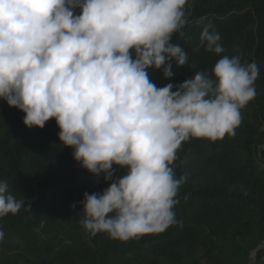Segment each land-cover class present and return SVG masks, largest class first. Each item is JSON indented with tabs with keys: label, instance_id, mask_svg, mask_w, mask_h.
I'll return each mask as SVG.
<instances>
[{
	"label": "clouds",
	"instance_id": "obj_1",
	"mask_svg": "<svg viewBox=\"0 0 264 264\" xmlns=\"http://www.w3.org/2000/svg\"><path fill=\"white\" fill-rule=\"evenodd\" d=\"M189 0H0V99L24 113L27 128L50 119L73 159L109 186L85 192L80 221L90 235L127 241L176 223L186 177L174 161L190 138L234 135L256 96V62L223 55L211 77L196 72L158 88L149 69L173 76L189 55L169 43L188 24ZM79 9L78 15L74 14ZM204 18L196 21L203 23ZM224 53L206 24L193 51ZM175 89V90H173ZM126 172L114 178L116 169ZM0 181V218L26 206ZM4 232L0 230V239Z\"/></svg>",
	"mask_w": 264,
	"mask_h": 264
},
{
	"label": "trees",
	"instance_id": "obj_2",
	"mask_svg": "<svg viewBox=\"0 0 264 264\" xmlns=\"http://www.w3.org/2000/svg\"><path fill=\"white\" fill-rule=\"evenodd\" d=\"M186 8L183 35L173 34L169 43L179 45L189 63L177 67L171 61L168 79L161 69H149L158 88L179 85L196 72L211 77L223 55L256 62L260 74L256 96L241 110L234 135L190 138L177 151L172 167L186 181L174 207L176 223L127 241L90 235L80 223L83 194L101 193L111 181L73 159V149L58 139L54 118L42 129L27 128L24 113L5 102L0 181L7 182V194L23 197L30 211L22 207L0 218V264H247L264 243V0H189ZM200 18L203 23L197 24ZM208 23L221 36L225 51L219 56L203 47L193 51ZM113 168L114 178L126 172ZM253 264H264V249Z\"/></svg>",
	"mask_w": 264,
	"mask_h": 264
},
{
	"label": "water",
	"instance_id": "obj_3",
	"mask_svg": "<svg viewBox=\"0 0 264 264\" xmlns=\"http://www.w3.org/2000/svg\"><path fill=\"white\" fill-rule=\"evenodd\" d=\"M260 249H264V243H261L259 246H257L250 254L249 259H248V263L247 264H253L254 262V258L256 255V252Z\"/></svg>",
	"mask_w": 264,
	"mask_h": 264
},
{
	"label": "rangeland",
	"instance_id": "obj_4",
	"mask_svg": "<svg viewBox=\"0 0 264 264\" xmlns=\"http://www.w3.org/2000/svg\"><path fill=\"white\" fill-rule=\"evenodd\" d=\"M4 105H5V101L0 99V121L5 119V115L3 114Z\"/></svg>",
	"mask_w": 264,
	"mask_h": 264
}]
</instances>
